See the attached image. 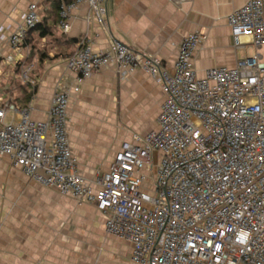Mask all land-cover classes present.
<instances>
[{"label":"built area","instance_id":"1","mask_svg":"<svg viewBox=\"0 0 264 264\" xmlns=\"http://www.w3.org/2000/svg\"><path fill=\"white\" fill-rule=\"evenodd\" d=\"M47 1L29 5L6 39L11 52L1 55L32 89L38 60L25 62V42ZM108 2L62 0L60 28L69 32L84 4L85 20L107 28ZM228 23L234 46L251 53L233 68L210 67L203 77L194 66L203 32L182 38L173 70L119 39L97 51L94 37L81 36L65 59L74 82L57 86L44 119L34 118L29 104L0 106V156L29 179L79 204H95L106 216L107 233L132 244L135 264H264V0H247ZM103 68L124 77L146 72L165 100L158 128L124 141L108 169L88 177L71 145L70 103Z\"/></svg>","mask_w":264,"mask_h":264},{"label":"crops","instance_id":"2","mask_svg":"<svg viewBox=\"0 0 264 264\" xmlns=\"http://www.w3.org/2000/svg\"><path fill=\"white\" fill-rule=\"evenodd\" d=\"M38 0H0V106L8 100L29 104L36 119H44L57 86L69 88L74 72L65 59L81 36L94 37L95 50H105L113 38L168 62L171 70L182 38L203 32L206 39L195 54L200 77L210 67L236 66L251 53L233 44L228 16L247 0H109L107 28L88 23L89 6L77 7L69 32L59 26L60 15L49 0L39 16L51 31L32 32L33 45L25 62L37 58L31 77L34 89L18 77L20 68L4 65L1 55L11 52L7 37L17 27L29 5ZM69 42H66L67 39ZM27 52V51H26ZM165 94L146 72L122 76L103 68L73 93L69 111V135L80 171L90 177L107 170L124 141L158 128ZM0 156V264H135L132 244L106 231V216L95 204L79 205L56 189L29 179Z\"/></svg>","mask_w":264,"mask_h":264},{"label":"trees","instance_id":"3","mask_svg":"<svg viewBox=\"0 0 264 264\" xmlns=\"http://www.w3.org/2000/svg\"><path fill=\"white\" fill-rule=\"evenodd\" d=\"M52 3H53V5H54V7H55V9H56V11L58 12V14L60 15V5H61V2H62V0H50ZM66 3H71V2H73L74 0H64ZM38 29H40L41 30V34H46L47 32H50V33H52V29H51V27H49V26H47L46 25V23H45V21H44V19L42 20V18H40V20H39V22L36 24V26L33 28V29H31L30 31H29V33H28V36H27V38H26V42L27 43H30V42H32V39H33V37H32V32L33 31H35V30H38ZM67 39V38H66ZM70 41V39H67L66 40V42H69ZM31 44V43H30ZM32 45V50L34 51L35 49V53H40V55H41V59H43V57L45 56V52L44 51H42L43 50V48H41V47H39V46H36V45H33V44H31ZM73 53H71V54H69L68 55V57L69 56H71ZM19 83V85H22V86H26L25 85V83H20V82H18Z\"/></svg>","mask_w":264,"mask_h":264},{"label":"rangeland","instance_id":"4","mask_svg":"<svg viewBox=\"0 0 264 264\" xmlns=\"http://www.w3.org/2000/svg\"><path fill=\"white\" fill-rule=\"evenodd\" d=\"M8 120H10V114L8 115ZM2 158V157H1ZM9 160V159H8ZM9 164L11 165V163H10V161H9ZM11 167H13L12 165H11ZM155 172V169L153 170V173ZM65 196V195H64ZM69 199H73V200H75L74 198H72V197H70L69 196ZM79 204V203H78ZM82 204H85V203H82ZM79 205H81V204H79Z\"/></svg>","mask_w":264,"mask_h":264}]
</instances>
